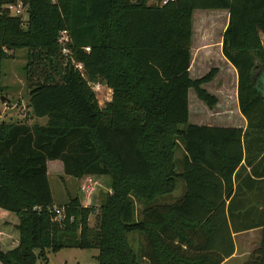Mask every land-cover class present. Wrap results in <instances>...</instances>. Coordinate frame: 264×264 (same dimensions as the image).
<instances>
[{
	"label": "trees",
	"instance_id": "obj_1",
	"mask_svg": "<svg viewBox=\"0 0 264 264\" xmlns=\"http://www.w3.org/2000/svg\"><path fill=\"white\" fill-rule=\"evenodd\" d=\"M8 1L0 0V62L25 50L27 105L47 120L0 121V209L17 217L0 220L14 237L0 244V264L47 262L62 248H97L98 264H139L134 231L149 264H221L234 253L233 233L255 227L261 240L243 264H264V0H28L24 24L1 10ZM199 9L228 11L221 50L236 70L245 129L188 122L190 89L209 109L218 102L202 87L216 68L189 73ZM62 29L81 71L59 51ZM95 82L111 89L102 105ZM55 159L65 175L109 177L93 226L95 206L77 196L53 220ZM178 180L179 199L153 204ZM135 200L145 204L137 220Z\"/></svg>",
	"mask_w": 264,
	"mask_h": 264
},
{
	"label": "rangeland",
	"instance_id": "obj_2",
	"mask_svg": "<svg viewBox=\"0 0 264 264\" xmlns=\"http://www.w3.org/2000/svg\"><path fill=\"white\" fill-rule=\"evenodd\" d=\"M156 0H149V3H155ZM27 18V16H25ZM227 20V10H195L192 16L193 21V39H192V60L190 65V75L192 78H198L205 75L210 69L216 68V74L214 78L208 82L202 84V87L206 89V85L209 86L213 91H218L216 86L225 84L228 91L232 95V88L234 86L235 71L232 66L223 58L222 54L215 50V47L210 48L208 53L205 49L199 47H193V44L198 41H202L205 38L209 42H213L219 34L222 33ZM196 41V42H195ZM262 42L264 44V36H262ZM215 44V43H213ZM8 51L9 57L3 59L0 62V121L15 122L28 120V123H32V112L27 105L28 101V88L25 80V74L23 71V65L26 62L25 50H15L13 54ZM206 84V85H205ZM260 91L264 96V76L259 78ZM98 94L99 104H104L110 98V92L105 87ZM211 93V92H210ZM189 103H190V120L188 122H195L196 124H210L217 125L219 121L216 119L218 114H222L223 111L229 108L232 110L231 97L228 96L226 101H219L215 108L209 109L204 102H202L195 94L193 89L189 92ZM193 99L197 101L192 102ZM218 100V99H217ZM195 106V107H194ZM198 107V108H197ZM232 113V112H230ZM34 122L45 124L46 117H33ZM212 118V119H211ZM196 119V120H195ZM207 120V121H206ZM183 128V125H180ZM181 152L178 150L175 153V158L181 157ZM181 167L176 163V171H180ZM83 177L77 178L73 176L65 175L64 172L50 168L48 182L52 193L53 203L55 205L65 204L70 198L75 196L83 198L84 195L80 190V186L83 183ZM92 180L95 182L93 191L91 194V203L94 204L95 210L90 214L89 225L93 226L96 223V213L101 200V196L109 188V177L104 175L99 181L97 177H93ZM92 183V182H91ZM183 188V181H177V187L174 193H179L180 189ZM137 202V207L141 209L145 207L142 202ZM3 217L7 221L15 219L17 217L5 210H2ZM140 212V216H141ZM139 216V218H140ZM135 220L137 217L135 216ZM141 235L139 232L134 231L128 234V242L134 250L139 264H149L146 258L142 257L143 254V241L133 242L132 237ZM238 247H241L242 241L240 236L235 237ZM98 254L97 248H62L59 251L48 253V260L45 262L43 259L38 264H98L96 256ZM241 259H232L227 264H238Z\"/></svg>",
	"mask_w": 264,
	"mask_h": 264
},
{
	"label": "crops",
	"instance_id": "obj_3",
	"mask_svg": "<svg viewBox=\"0 0 264 264\" xmlns=\"http://www.w3.org/2000/svg\"><path fill=\"white\" fill-rule=\"evenodd\" d=\"M227 22H228V11H227V20H226L225 26L223 28V31H224V29H225V27L227 25ZM193 31H194V29H193ZM223 31H222L221 34L218 35V37L213 42H209L205 38L204 40L199 41V42L195 41L196 43H195V45L193 44V47L201 46L200 48L205 49V51H207L208 53H210V51H209L210 48L215 47V50H218L222 54L221 48H222V34H223ZM192 39H193V35H192ZM192 43L193 42H191V50L193 49L192 48ZM213 43H215V44H213ZM223 58H224V56H223ZM229 65L232 66L230 63H229ZM233 69L235 71V75H234L235 80H234V83H233L234 86L232 88V91H233L232 95L228 91L227 86H225V84L221 83L220 85L216 86V88L219 89V92L218 91H213L211 88H209L208 85H206V84L205 85L207 86L206 90H208L209 92L214 94L217 97L218 102L220 100L222 102L226 101L228 99V96L232 98L230 100V102L232 104V110H230V104H229V108L227 110L223 111L221 115L218 114L216 116V119L219 121L216 124L218 126H232V127H241L243 129H245L246 120H245L244 116L241 114V112L239 110V107H238V102H237V74H236V70H235L234 67H233ZM189 73H190V68H189ZM188 100H189V94H188ZM192 102L196 103L197 101H195V99H193ZM190 103H189V117H188V120H190V111H191L190 110ZM196 104L198 106V103H196ZM214 108H215V106L213 107V109ZM230 112H232V113H230ZM32 120L34 122L33 116H32ZM196 121L192 122V123L196 124L197 123ZM207 125H210V124H207ZM178 151L181 152L180 154H181V157H182V150L180 149ZM181 157H178L177 160H179ZM179 166L181 167L180 163H179ZM50 168L56 169V170H59V171L63 172V164L58 159L48 160L47 161V176H49ZM247 171H249V167H247ZM93 177H97L98 181L101 178H103V176H93ZM176 187H177V184H176ZM176 187H175V189H176ZM174 190L172 192L166 194V195L158 197L154 201L153 204L173 203L174 201L179 199V197L184 192V182H183V188L179 190L180 191L179 193H174ZM106 191H110V189L107 188ZM91 194H90L89 198L86 197L85 195H84L83 198L78 197V196L77 197H78L79 201L81 202V204L84 205V206L94 205V204L91 203ZM134 204H135V216L137 217V219H139L141 209L137 207V202L136 201H135ZM3 214H5V213H3L2 209H0V220L1 221L3 219H5L3 217ZM89 218H90V216H89ZM88 221H89V219H88ZM237 236H240V239L242 241L241 247L237 246L236 238H235ZM143 238L144 237L141 234V235H136V237H132V240H133L134 243H136V241H138V242L141 241L142 242ZM12 239H14L13 236L8 235V233L5 230L0 229V244H6L7 241L12 240ZM233 240H234V246H235L234 253L230 257L226 258L221 264H227L232 259H241L240 262H238V264H243L244 262H246L248 260L249 256H250V254L259 246V243H260V240H261V227H255V228H251V229H248V230H244V231L233 233Z\"/></svg>",
	"mask_w": 264,
	"mask_h": 264
},
{
	"label": "built area",
	"instance_id": "obj_4",
	"mask_svg": "<svg viewBox=\"0 0 264 264\" xmlns=\"http://www.w3.org/2000/svg\"><path fill=\"white\" fill-rule=\"evenodd\" d=\"M168 1L173 0H161L159 4H165ZM29 9V3L28 0H10L6 3H4L1 6V10L4 11L9 16L13 17H19L21 19V22L24 24L28 19V12ZM27 16V18L25 17ZM58 44H59V51L61 55L65 58H69L71 60V63L79 70H82V64L79 62H76L72 56V51L69 46L70 44V36L68 34V31L66 29H62L58 32ZM2 50L6 52V49L2 47ZM85 50H89V47H85ZM92 90L96 93V96L98 97V94L102 92L101 90L103 87L106 88L108 92H110L111 95V89L108 88L105 84H102L100 82H95L90 84ZM110 99V98H109ZM83 183L80 186V190L86 197L89 198L90 194L93 191V187L95 182L92 180L93 176H84L83 177ZM92 182V183H91ZM51 211L54 213L53 220L56 222H59L63 218V207H59L57 205L53 206L51 208Z\"/></svg>",
	"mask_w": 264,
	"mask_h": 264
},
{
	"label": "flooded vegetation",
	"instance_id": "obj_5",
	"mask_svg": "<svg viewBox=\"0 0 264 264\" xmlns=\"http://www.w3.org/2000/svg\"><path fill=\"white\" fill-rule=\"evenodd\" d=\"M264 76V71L257 72V78Z\"/></svg>",
	"mask_w": 264,
	"mask_h": 264
},
{
	"label": "water",
	"instance_id": "obj_6",
	"mask_svg": "<svg viewBox=\"0 0 264 264\" xmlns=\"http://www.w3.org/2000/svg\"><path fill=\"white\" fill-rule=\"evenodd\" d=\"M258 82H259V81H258ZM254 83L257 84V81L255 80V78H254ZM258 89L260 90V84H259V86H258Z\"/></svg>",
	"mask_w": 264,
	"mask_h": 264
}]
</instances>
